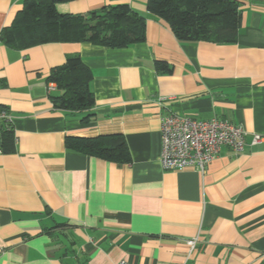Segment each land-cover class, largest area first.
<instances>
[{
    "label": "crops",
    "instance_id": "0c3cea01",
    "mask_svg": "<svg viewBox=\"0 0 264 264\" xmlns=\"http://www.w3.org/2000/svg\"><path fill=\"white\" fill-rule=\"evenodd\" d=\"M23 1L0 0V32ZM145 1L55 4L59 13L128 4L146 16L144 40L129 46L0 38V107L12 118L0 153V264H264V0H236V29L196 41L177 39ZM75 54L95 104L67 112L53 107L61 91L47 76ZM169 112L240 125L244 147L222 145L203 170L163 169ZM101 134L122 136L129 161L66 147V137Z\"/></svg>",
    "mask_w": 264,
    "mask_h": 264
},
{
    "label": "trees",
    "instance_id": "16d2710c",
    "mask_svg": "<svg viewBox=\"0 0 264 264\" xmlns=\"http://www.w3.org/2000/svg\"><path fill=\"white\" fill-rule=\"evenodd\" d=\"M59 1L67 0H24L11 23L2 28L1 40L17 47L89 41L120 48L145 38L146 16L126 3L104 5L86 13H59L55 7ZM145 8L164 19L180 41L223 38L240 21L236 0H146ZM155 66L167 68L163 60H155ZM91 78L78 54L67 56L63 64L52 67L47 81L55 83L61 91L50 95L53 107L67 112L91 109L95 104L89 87ZM5 130L6 127L2 131V151ZM65 143L69 150L116 162L129 161L125 140L118 134L66 137Z\"/></svg>",
    "mask_w": 264,
    "mask_h": 264
},
{
    "label": "built area",
    "instance_id": "2783aa9c",
    "mask_svg": "<svg viewBox=\"0 0 264 264\" xmlns=\"http://www.w3.org/2000/svg\"><path fill=\"white\" fill-rule=\"evenodd\" d=\"M12 118L0 107V153L2 152V131L11 126ZM161 151L159 163L163 169L174 170L193 166L203 170L217 155L222 145H228L235 152L243 149L245 130L242 126L226 119H198L185 114L169 112L161 117ZM261 136L252 135V141L258 142ZM190 249L196 239L186 241ZM115 264H133L121 260ZM173 264H185L184 261Z\"/></svg>",
    "mask_w": 264,
    "mask_h": 264
}]
</instances>
